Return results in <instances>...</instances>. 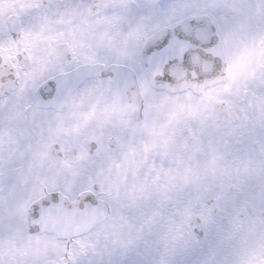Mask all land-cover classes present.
I'll list each match as a JSON object with an SVG mask.
<instances>
[{
	"label": "snow or ice",
	"instance_id": "snow-or-ice-1",
	"mask_svg": "<svg viewBox=\"0 0 264 264\" xmlns=\"http://www.w3.org/2000/svg\"><path fill=\"white\" fill-rule=\"evenodd\" d=\"M0 264H264V0H0Z\"/></svg>",
	"mask_w": 264,
	"mask_h": 264
}]
</instances>
